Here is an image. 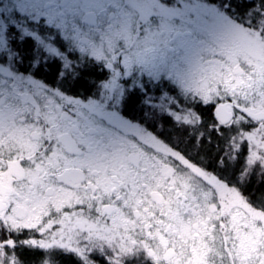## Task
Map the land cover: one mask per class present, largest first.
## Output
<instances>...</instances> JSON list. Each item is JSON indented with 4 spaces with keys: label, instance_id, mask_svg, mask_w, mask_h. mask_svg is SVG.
Listing matches in <instances>:
<instances>
[{
    "label": "rangeland",
    "instance_id": "obj_1",
    "mask_svg": "<svg viewBox=\"0 0 264 264\" xmlns=\"http://www.w3.org/2000/svg\"><path fill=\"white\" fill-rule=\"evenodd\" d=\"M225 1L0 0V76L13 75L6 66L8 44L17 36L31 38L38 46L36 56L44 48L45 58L59 60L64 72L69 73L73 59L100 65L106 78L86 105L96 137L106 131L127 147L158 156L177 173L173 178L175 174L154 168L146 173L137 169L136 184L121 201H147L141 186L150 176L157 180L152 187H171L166 207L145 210L141 219L155 212L172 225L180 241L137 237L141 241L116 242L96 224L52 219L21 244L68 254L82 264H128L134 259L149 264L160 262L168 250L176 253L172 264H264V213L244 197L247 180L264 172V122L249 121L240 111H264V0H234L248 3L244 17L235 9L227 11ZM87 14L94 16V25L86 21ZM132 91L143 97L136 116L123 111ZM223 103L236 118L220 127L207 112ZM209 132L214 139L207 137ZM212 140L218 156L214 167L201 154V142ZM128 151L112 148L115 161L107 164V172L104 164H95V203L112 186L120 188L112 176L126 175L118 164ZM102 153L97 149L94 159ZM59 162L62 166L63 160ZM145 165L150 168V162ZM55 179L44 180L57 192L51 204L83 191L67 190ZM38 202L35 198L33 206ZM130 225L127 231L145 229L134 220ZM13 242L0 243V264H18L11 253Z\"/></svg>",
    "mask_w": 264,
    "mask_h": 264
},
{
    "label": "flooded vegetation",
    "instance_id": "obj_2",
    "mask_svg": "<svg viewBox=\"0 0 264 264\" xmlns=\"http://www.w3.org/2000/svg\"><path fill=\"white\" fill-rule=\"evenodd\" d=\"M26 40L29 41L28 47L24 44ZM37 48L31 38L17 36L8 44L11 58L6 66L13 75L0 76V223L13 232L8 240L34 237L52 219L66 223L78 221L82 222V226L96 224L105 236L116 242L142 240L172 243L182 240L180 235H175L172 225L161 218L160 220L155 212L148 219H141L145 210H163L166 207V196L171 187H152V184H157V180L154 183L153 176H150L141 186L145 188L143 193L147 201H128V198L121 201L123 194L129 193L136 184L134 174L137 169L146 173L148 169L154 168L157 172L165 171L170 176L172 168L165 164L163 166V161L156 155H145L139 148L132 149L113 136L108 137L106 131L96 137L92 113L86 106L93 96V86L89 84L88 91L81 93L76 85L79 77L77 73L90 68L89 60H71L67 73L61 69L59 60L45 58L44 48L38 51L40 56H36ZM52 66L57 68L54 74L50 69ZM227 109L231 113L232 122L236 113L229 106ZM245 110L258 111L240 108L245 119L256 122ZM214 111L215 108H210L208 119L223 127ZM261 122L264 120L256 123ZM207 136H211L210 132ZM112 148H119L120 151L129 149L118 164V169L126 175L112 176L120 188L116 190L112 186L110 193L95 203L96 185L92 179L99 177V171L94 170V166L97 162L104 164L103 172H107V164L115 161L110 154ZM97 149H101L103 153L95 160L94 153ZM61 159L62 166L59 162ZM45 161L54 163L56 169L52 164L47 167ZM148 162L150 168H146L145 164ZM52 169L55 171H51ZM173 174L174 178L177 173ZM54 176L57 185L74 192L83 190V194L66 196L57 206L51 204L49 200L57 192L52 186H46L44 180ZM173 178L168 179L169 182ZM42 189L44 195L40 193ZM27 192L30 196L26 195ZM35 198L40 199L41 203L33 206ZM96 206L101 207V213ZM131 220L145 229L137 233L127 231ZM192 228L198 229V225L193 224ZM137 237H141V240ZM175 257L176 253L168 250L160 262L155 260L149 264H172ZM128 264L147 262L141 263L134 259Z\"/></svg>",
    "mask_w": 264,
    "mask_h": 264
},
{
    "label": "trees",
    "instance_id": "obj_3",
    "mask_svg": "<svg viewBox=\"0 0 264 264\" xmlns=\"http://www.w3.org/2000/svg\"><path fill=\"white\" fill-rule=\"evenodd\" d=\"M225 2L226 9H228L227 11H234L235 9L236 11H239L240 17H244L242 11H244L245 6L248 4L247 2H240L239 4L237 2L235 3L234 0H226ZM241 6H243V8H241ZM229 14L231 15L232 13L229 12ZM24 44L26 47H28L29 41L26 40ZM50 69H52L51 71H53V74L55 69L57 70V68L54 66H52ZM50 69H48V71H50ZM77 74L79 76L76 82L77 89L78 92L82 93L84 91H88L89 84H92L93 89H95V87L101 83V81L105 80L107 71L100 65L92 63L87 71L78 72ZM142 100L143 97L138 95L136 91L128 92L126 94V99H124L123 111L128 115H138L143 105ZM166 125L168 124L164 122L165 127ZM170 134L167 133L168 137H170ZM215 142L216 141H213L212 143L206 142L205 144L201 142V144H203V153L201 154L203 157H205V163L209 164L211 167L212 165L214 167L217 161L216 159L218 158L215 150L212 149ZM210 158L213 161H210ZM218 171L225 172L222 169H219ZM244 193V197L249 201V203L260 208L264 213V172L262 174L253 176L250 180H247V186L245 187ZM12 235L13 232L8 231L7 228L0 223V243L10 241L8 239L12 237ZM14 241L16 242L11 243L13 246L11 253L14 254L15 260L18 264H42L43 261H48V264H82L76 258L68 254L54 251L44 252L41 249L21 244L19 241L22 240L16 239Z\"/></svg>",
    "mask_w": 264,
    "mask_h": 264
},
{
    "label": "water",
    "instance_id": "obj_4",
    "mask_svg": "<svg viewBox=\"0 0 264 264\" xmlns=\"http://www.w3.org/2000/svg\"><path fill=\"white\" fill-rule=\"evenodd\" d=\"M86 21L90 24V25H94L95 20H94V16L92 14H87L86 15ZM217 120L220 124L222 125H226L228 123L231 122L232 120V116L231 113L228 111L227 109V103H223V104H218L217 107L215 108L214 111ZM245 113L254 121L256 122H260L264 120V112L260 111V112H251V111H246Z\"/></svg>",
    "mask_w": 264,
    "mask_h": 264
}]
</instances>
